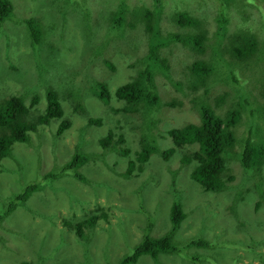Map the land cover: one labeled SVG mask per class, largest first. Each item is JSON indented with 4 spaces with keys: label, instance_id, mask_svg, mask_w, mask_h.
I'll use <instances>...</instances> for the list:
<instances>
[{
    "label": "rangeland",
    "instance_id": "obj_1",
    "mask_svg": "<svg viewBox=\"0 0 264 264\" xmlns=\"http://www.w3.org/2000/svg\"><path fill=\"white\" fill-rule=\"evenodd\" d=\"M10 1L14 7L13 17L0 26V103L12 94L26 95L25 101L29 103L31 96L37 93L40 102L37 111L43 112L47 90L54 88L60 94L65 119L72 121V127L68 129L71 132L67 136L62 134L57 137L55 130L59 122L52 121L49 127L40 132L41 139L31 133L32 143L16 144L13 155L0 161V213L7 210L15 194L21 193L30 184L42 185V189L31 196L25 207H18L0 223V264H120L123 257L131 254L144 237H161L172 228L171 208L176 199L182 202L188 217L176 232L173 242L179 245L196 238H212L214 246H191L182 254L161 255L154 264H264V241L256 237L258 234H253L257 223L264 228V166L260 170H249L236 157H231L229 168L234 180L223 192L207 194L191 178L196 162H181L182 156L192 155L197 145L175 146L168 134L171 129L199 123V112L193 102L199 94L203 97L207 95L208 103L216 109V113L224 115L232 100H228L227 104H218L215 97L217 93L226 91L224 95L231 98L234 94L231 86L225 88L222 84H216L210 93L189 87L193 78L188 68L196 56L181 43H175L162 49V54L170 61L172 81L161 74L156 75L160 108L153 113L147 112V116L143 110L134 116L131 112H122L126 104L115 97V92L118 86L129 82L143 68V56L147 55V41L143 39V33L128 31L133 25L131 14L126 18L129 27L124 29L127 32L123 36L113 31L117 38L111 34L106 37L108 28L97 32V35L104 34L99 42L106 40L107 46L103 54L93 56L98 58L93 63L90 62L91 53H84L82 45L93 41L91 33L94 28L91 31L87 25L95 24L96 17L102 13L109 16L113 5L103 10L96 0ZM153 2L126 1L131 9L141 4L152 8ZM164 5L160 23L163 35L188 32V28L179 27L173 21L176 12L186 10L207 17L210 42L213 41L215 18L219 10L217 0H164ZM227 16L228 35L232 37L241 31H250L257 36L259 43H264V0H238L227 7ZM29 18H36L48 32L49 41L45 46L32 48L25 27ZM104 22L98 24L99 29ZM67 23L71 26L69 35L64 41L59 40V35L66 33ZM136 23L144 31V22L140 18ZM75 32L79 39H75ZM77 40L78 50L73 56L69 49L75 51ZM223 45L229 48L230 38L224 39ZM57 49L63 51L62 58L51 57L52 50ZM208 56L209 52L198 54L203 59ZM226 58L237 60V57ZM67 61L83 72L76 74L77 81L68 80L69 76L65 74ZM48 62L52 64L46 68L49 72H44V76L40 77ZM236 62L248 77L245 86L248 90L254 89L256 77L264 74V61L255 65H250L248 60ZM81 64L93 66L85 71ZM109 65L116 67L117 71L111 70ZM214 65L217 70L225 72L216 61ZM219 74L214 73L209 79L213 81L219 78ZM90 81L109 86L111 101L99 103L106 114L100 111L103 109L99 106L86 115H80L78 110L84 109L79 103L86 104L87 108L88 104L82 100L74 101L68 92L76 93ZM180 83L182 89L177 87ZM72 84L75 86L72 87ZM93 112H98V116L104 118V125L90 126L87 133L81 134L82 127L86 126L90 117H94ZM260 115L264 116V113ZM151 116L155 125L149 133L156 138L160 152L151 156L144 170H139L140 166L135 163V170L125 175L129 165L136 161L141 152V138L148 134L146 120ZM260 120L257 136L264 140V132L260 131L264 128V117ZM110 130H113V142L105 149L99 140ZM247 130V124L242 123L237 128L238 136L243 138ZM81 135L92 141L87 143L86 148L94 153L82 170L86 181H79L72 174L45 180L48 172L62 169L76 144L81 141ZM120 137L123 141L117 143ZM242 146L236 147V150ZM23 159L27 166L25 169L18 163ZM216 195L222 200L217 202L219 208L208 218L206 210L217 204L208 205V201ZM98 209L104 210L105 214L96 227L92 226L86 231L84 239H79L75 231L65 225L89 218L92 213H101ZM46 235L49 245L45 251H39L34 236L41 239ZM135 264L151 263L144 256Z\"/></svg>",
    "mask_w": 264,
    "mask_h": 264
},
{
    "label": "trees",
    "instance_id": "obj_2",
    "mask_svg": "<svg viewBox=\"0 0 264 264\" xmlns=\"http://www.w3.org/2000/svg\"><path fill=\"white\" fill-rule=\"evenodd\" d=\"M96 1L98 3L97 5L103 10L111 5H113L112 8L114 9L109 11V16H107L106 13L98 15L95 24H92L94 25L93 27L91 24L87 25L91 31L94 28V32L91 33L93 35V41L91 43L84 42L82 44L84 46V53H91L90 62L94 63L98 58L93 56L95 54L96 56L103 54V49L107 46L106 40L103 43L99 42L104 34L97 35V32L100 31L101 33L108 28L106 37L109 34L114 37L113 31H115V34H119L120 32V35L123 36L127 32L124 29L129 27L126 22L128 14L133 16V25L128 31H135L136 34H141L142 32L143 39L145 42L147 41V55L143 56L145 65L137 71L136 75H134L129 82L118 86L115 92V97L124 101L126 104L122 112H131L134 116L136 114L139 115L143 110L145 116H147V112L153 113L154 110L160 108L161 98L157 90L156 75L161 74L166 79L172 81L170 78V61L166 55L162 54V49L170 47L175 43H181L196 56V59L192 61L190 68H188L192 74L191 78H193L189 87H192L195 91L200 90L201 92L203 90L204 93H210L216 84H222L225 88H228L227 86L230 85L234 92L231 98L230 96L224 95L226 91L217 93L215 97L216 103L220 102L221 104H227L228 100H232L230 107L224 115L216 113V109L208 103L209 100L207 95L203 97L199 94L193 100L195 108L199 112V123H189L183 127L169 130L168 134L175 146L189 144L197 145L196 151H194L192 155L184 154L181 158V162H190V164L191 162H196L190 174L191 178L197 182L203 192L207 194L223 192L229 187L228 184L234 180V176L231 173L232 170L229 168V160L231 157H236L240 164L246 169L251 170L255 168L254 170H260L264 166V140L258 138L257 133L259 131H257V128L261 127L262 121L260 118L264 117L260 115L264 113V74L256 77V84H254L255 88L248 90L244 84L248 77L243 67L236 61L248 60L250 61V65L260 64V62L264 61V43H259L257 36L250 31H241L238 35L232 37L228 35L227 7L232 3L238 2V0H217L219 2V10L215 18L216 30L212 34V42H210L211 38L207 17L186 10L176 12L173 16V21L179 27L188 28V32L184 34L172 32L163 35L161 33L160 23L165 7L164 0H154L152 8L145 4H141L139 7L132 9L130 5L126 3L127 0ZM85 5L88 7V3ZM13 10L14 7L10 0H0V26L8 19H12ZM72 17L75 21V14H73ZM139 18L144 22V31L143 27L136 23ZM103 22V27L99 29L98 24ZM25 27L26 32L28 31V40L32 48H37L40 45L45 46L48 43V32L43 29L41 23L36 18L26 19ZM65 27L66 33L63 36L60 34L59 40L64 41L69 28H71L69 23H67ZM56 30L58 29L56 28ZM51 33H53V27H51ZM74 35L75 39H79L76 32ZM115 38L117 37L115 36ZM226 38H230L229 48L223 45L224 39ZM138 42L140 41L138 40ZM75 45V51L69 49L73 52V56L78 50L77 46L79 45V40H77ZM207 52H209L207 59L198 57V54L202 55ZM62 53L63 51L61 52L59 49L52 50L51 57L62 58ZM226 56L230 58L237 57V60L227 59ZM214 61H216L225 72L217 70ZM70 64V61L66 62L65 65H67V67L65 74L69 76V81H77L76 74L83 72ZM51 65L52 64L49 62L46 63V67L43 69V72L40 73V77L44 76V72H49L46 68ZM81 65L85 71H89L90 67L92 68L93 66L92 64L89 66ZM109 68L113 71H117V68L113 65H109ZM51 70H54V68H51ZM214 73L220 74L219 78H212V81L209 78L214 75ZM71 86L74 87L75 85L72 84ZM177 87L182 89V83ZM68 92L71 97H74V101L79 102L82 100L86 101L88 104L87 108L86 104L79 103V106L84 109L78 110L80 115H86V113L93 111V109L99 106L102 108L99 104L100 102L109 103L112 99L109 86L99 81L88 82L84 88H79L76 93L71 91ZM26 97L27 96L24 94H12L9 99L0 103V161L13 155V147L16 144L32 143L31 133H34L35 137H39L40 132L45 127H49L52 121L59 122L55 130V135L57 137H60L62 134H65V137L71 132L68 129L72 127V121L65 119V110L58 90L54 88L47 90V100L45 99L46 106L43 112L37 111V106L40 103L37 93L31 96L29 103H26ZM260 98L263 100L260 101ZM100 111L106 114L104 109ZM93 114L94 117H90L86 126L82 127L81 134L87 133V128L90 126L96 125V127H101L104 125V118L98 116V112H93ZM244 117H246L245 120ZM242 123H246L248 126L247 134L244 135L243 138L239 137L237 134V128ZM146 125L149 131L148 134L141 138V152L138 154L136 161V164L140 166L139 170H144L151 156L160 152L156 138L153 133H149L151 128L155 125L152 116L146 120ZM260 131L264 132V128ZM112 132L113 130H110L108 135L99 140V144L105 149L109 148V144L113 142ZM39 138L41 139V136ZM121 141H123L122 137L117 140V143H121ZM90 142L92 141L86 140L84 136L81 135V141L79 140L76 144L74 152L68 158L62 169L59 172H48L45 175V180L58 179L63 175L72 174L77 180L85 182L86 178L82 174V170L91 157L93 158L94 156V153L88 151L86 148L87 143L89 144ZM238 146H242L240 150H236ZM35 148H38V146ZM126 151L127 150L124 152ZM174 153L175 151L173 154ZM165 157L172 158L171 155H165ZM18 163L24 169L27 168L24 159L18 161ZM133 166L134 163L129 165L125 175H130L135 170ZM41 189L42 185H40V183L30 184L28 187L24 188L21 193L15 194V199L12 198L7 210L0 213V223H3L9 218L10 214L18 207H25L31 196ZM221 200L222 199H219L218 195H216L214 199L208 201V205L215 204ZM218 208L219 203L207 209L206 213L208 218L214 214L215 210ZM98 211H101V213L95 212L92 213L90 217L88 216L89 218L86 217L79 221L76 220L64 224L70 230L73 229L79 239H84L86 231L92 229V226L96 227L102 218L101 216L105 214L104 210L98 209ZM187 217L182 202L176 199L171 208L172 228L161 237H144L133 249L131 254H127L123 257L120 264H135L144 256L147 257L151 264H154L153 262L158 261L161 255L168 257L175 256V254L179 253L182 254V252L185 253L191 246L200 248L213 247L214 245L211 243L212 238L210 240L196 238L179 245L173 242L176 232L181 228V225ZM253 234H258L256 237L264 241V228L259 223L256 224ZM216 235L220 234L216 233ZM34 241L38 243L37 247L39 251H45L49 245V237L47 235L45 238L41 239L34 236ZM262 245L264 246V242Z\"/></svg>",
    "mask_w": 264,
    "mask_h": 264
},
{
    "label": "clouds",
    "instance_id": "obj_3",
    "mask_svg": "<svg viewBox=\"0 0 264 264\" xmlns=\"http://www.w3.org/2000/svg\"><path fill=\"white\" fill-rule=\"evenodd\" d=\"M136 161H137V157H136ZM136 161H133L132 163H134V164H135V163H136ZM132 163H131V164H132Z\"/></svg>",
    "mask_w": 264,
    "mask_h": 264
}]
</instances>
